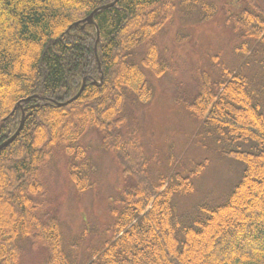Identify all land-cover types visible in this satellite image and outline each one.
Here are the masks:
<instances>
[{"label":"trees","instance_id":"trees-1","mask_svg":"<svg viewBox=\"0 0 264 264\" xmlns=\"http://www.w3.org/2000/svg\"><path fill=\"white\" fill-rule=\"evenodd\" d=\"M231 1L225 18L242 42L233 52L240 62L198 68L194 88L176 103L200 120V149L235 159L242 171L221 201L181 208L178 198L192 191L187 177L207 161L183 176L171 157L154 183L136 111L152 98V78L171 72L159 33L176 13L185 24L213 19L216 2L0 0V145L21 126L0 150V264H21L25 252L38 264H264V8ZM103 6L93 25L73 27ZM98 150L114 157L122 186L109 198V224L87 229L95 244L78 263L67 250L79 242L65 244L45 174L58 158L75 192H89L99 182ZM259 197L242 215L246 199ZM240 238L255 245L230 246Z\"/></svg>","mask_w":264,"mask_h":264},{"label":"rangeland","instance_id":"rangeland-1","mask_svg":"<svg viewBox=\"0 0 264 264\" xmlns=\"http://www.w3.org/2000/svg\"><path fill=\"white\" fill-rule=\"evenodd\" d=\"M211 1L216 2L218 6V12L213 19L202 24L196 23L195 20L185 24V22H180L178 13H176L172 22L159 33L157 42L161 53L171 65V72L160 78L151 77L152 98L149 99L150 101H142L136 111L138 136L147 162L146 172L153 182L158 181L160 177L156 169L159 170V174L163 175L169 173L171 167L178 166L182 175L188 176L189 171L194 170L197 163L204 159L207 161H203V167L197 169V176L190 179L187 177L192 184V191L191 196L182 195L178 198L177 203L181 208L190 207L200 201H221L224 194L236 185L242 171V166L235 159L221 157L213 148H210L213 149L211 152L200 149L196 143V132L198 126L201 125L200 120L190 116L182 106L176 103L177 93L184 94L185 90L192 91L194 88L198 68L206 69L209 66L211 71V65L215 69L220 62L236 68V61L240 62L234 54L235 47L241 46L242 42L238 33L226 23L227 11L225 9L227 8L224 4L227 0ZM258 1L264 8V0ZM76 23L73 25L74 28L82 25L78 23L79 25L75 26ZM188 33L189 36H187ZM18 105L21 104L17 103ZM96 138L95 134L91 136L95 145L98 142ZM94 152L92 157L100 174H97L98 184L89 192L82 194L75 192L72 183L68 181L64 163L62 164L58 158L47 163L49 166L45 174L51 196L57 198L59 202L58 217L62 224L65 244L75 240L79 242V247L67 250L69 256L74 257L78 263L82 258L85 260L86 253L83 251L95 244L91 236L94 232L88 233L87 229L97 230L99 229L98 224L102 226L109 224L110 217L106 210L109 198L114 196L116 190L119 191L122 186V175L114 157L100 150ZM169 154L170 157L167 156ZM171 157L175 160L173 166L170 167ZM252 177L257 180L258 174L254 173ZM261 192H264V188ZM249 197L255 198L252 193H249ZM246 200L247 202L241 207L242 215L248 211L247 205L255 206L256 201H260V197L255 201ZM235 245L254 246L255 243L247 238H240L231 241L230 246ZM38 263L39 256L34 252H25L21 257V264Z\"/></svg>","mask_w":264,"mask_h":264},{"label":"water","instance_id":"water-1","mask_svg":"<svg viewBox=\"0 0 264 264\" xmlns=\"http://www.w3.org/2000/svg\"><path fill=\"white\" fill-rule=\"evenodd\" d=\"M114 3V2H113ZM112 3V4H113ZM108 6H103V7H100V8H98V9H96L94 12H92V14H90V16H88L85 20H84V22H87L88 24H91V25H93L94 24V21H93V17H94V15L96 14V13H98V12H100L101 10H104V9H106ZM78 25V23H76L75 24V26H77ZM84 83H85V80L83 81V85H84ZM82 85V86H83ZM81 92V90H79V93ZM79 93H78V95H79ZM78 95L75 97V99L78 97ZM21 129V126L19 127V129L16 131V133L12 136V137H10L7 141H5L3 144H1L0 145V149L2 148V147H4V146H6L8 143H10L12 140H14L15 139V137L17 136V134L19 133V130Z\"/></svg>","mask_w":264,"mask_h":264}]
</instances>
